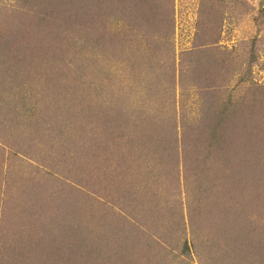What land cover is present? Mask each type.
I'll return each mask as SVG.
<instances>
[{
	"label": "rangeland",
	"instance_id": "obj_1",
	"mask_svg": "<svg viewBox=\"0 0 264 264\" xmlns=\"http://www.w3.org/2000/svg\"><path fill=\"white\" fill-rule=\"evenodd\" d=\"M157 4L162 16L151 40L140 30L115 37L126 26L111 16L101 44L69 27L59 47H44L34 30L17 36L10 53L0 51V245L16 247H6L0 264L21 263L27 242L43 249L45 231L56 234L52 246L81 235L88 260L103 257L100 264H219L217 256L264 264L257 252L264 234L243 254L227 239L240 230L232 222L242 225L241 204L264 196V0ZM221 115L236 122L219 132L239 154L212 159L203 132ZM201 170L205 183L216 170L246 190L207 198L198 190ZM197 213L209 218L201 225ZM258 215L250 233H261Z\"/></svg>",
	"mask_w": 264,
	"mask_h": 264
},
{
	"label": "trees",
	"instance_id": "obj_2",
	"mask_svg": "<svg viewBox=\"0 0 264 264\" xmlns=\"http://www.w3.org/2000/svg\"><path fill=\"white\" fill-rule=\"evenodd\" d=\"M20 3L22 4V7L19 8L18 10H16V8L15 10L3 9V8H7L6 6L0 7V37L8 29L11 30L10 33H12L13 35V36L11 35L9 41L0 42V51L5 52L6 54L7 52L10 53L11 50H13V48L11 50L10 48L13 47L15 43H17L18 40L17 36L20 37L24 36V34H26L27 31L33 32L34 30L35 33L39 34V36L41 37L44 36V40H45L44 47H49V48L59 47L63 43V41L68 38V34H66V32L70 30L69 27H71L72 29L71 31L74 32L76 30L82 31L83 34L81 35L86 36V41H87V36H89L92 39H96L98 44H101L102 40L104 39V34L106 29L105 18L108 21V18L111 16L119 17L120 19H122V21L125 23L126 26V28L118 32H114L113 35L115 37L116 35H119L122 36V38H124L125 37L124 34H127V37L130 36L132 37L133 34H136L140 30L142 31L145 40L146 39L151 40L150 35L152 34L153 37L154 34H156L159 28L158 21L161 19L162 16L161 13L159 12V5L157 4V0H19V4ZM140 11L142 12L140 13ZM138 15L141 16V19L135 18ZM154 19L157 20V24L155 27H154L155 23L153 22ZM153 29L155 30L152 31ZM211 41L212 43H208V44L214 45L217 42L212 39ZM116 44L118 49H120L121 43H116ZM142 46L145 47L144 44H142ZM196 48H198V46ZM256 104L258 103L254 101V107L258 112H260V107L257 106ZM249 107L252 108V105H248V108ZM256 113L252 111V114H255L254 118L258 120ZM219 117L221 118L213 119L212 123L209 124L208 127H206L205 124L202 125L203 127H206L203 134L206 135L207 137L208 148H209L208 155L211 158L212 157L218 158L220 155L226 157V155L229 152H231L233 155H238L239 152L228 149L231 147L230 144L226 145L225 140L231 142L232 139L225 138L223 134L219 132V128L221 127L222 123L225 128H229V127L235 128L236 122L233 121V118L227 119L225 121L224 116L221 115ZM242 125L244 124H242L241 120H239L238 125L236 127L241 128ZM212 147H215L217 151H215L213 155H210ZM259 152L262 153V149ZM259 156L261 158L262 154H260ZM256 158H258L257 154L253 156V160H255ZM193 160L195 162H199L198 156L194 157ZM206 160L207 157L204 160V162ZM190 162L192 163L193 161ZM225 166L229 168V165H225ZM220 168H223V165H221ZM236 171L237 173L235 174L233 180L235 183L242 185L244 181L240 180L239 175L243 174V172L239 170ZM204 172H205L204 170H201L199 173V176H201L200 178L201 183L198 186V190L200 191L201 194H203V196H206L207 198L215 197L216 194H219L220 197L224 200V197L221 195L224 194V192L226 193L225 194L226 196H230L229 194L230 191L235 193V195L236 194L243 195V193L245 192L244 190H246L243 188L242 191H238L233 185L230 184V182L228 183L225 182V177H224L226 176L225 174L221 175L216 170H214L213 173V180H210L209 183H205L202 180V175L204 174ZM259 174L260 175L262 174L261 170L259 171ZM175 179L176 178L173 177L171 180L173 181ZM261 189L264 190V187H261ZM260 195L261 198H259V195L256 197V201L254 202L255 205L254 203L253 205L252 204L247 205L246 202H243L241 204V209H243L244 212L238 213L239 211H237L235 214L236 215L239 214L241 216L240 223L242 225L239 226L240 227L239 228L238 221H236V223L232 222V226H235V228H238L240 230H237L238 232H236L235 237H230V235H228L227 237V239H229L234 246L238 244L237 249L243 248L240 252L242 254H243V250L244 253L247 250H252L253 245L257 243L256 240L249 241V239L251 238L254 239L255 237L258 238V235L261 236L264 234V208H263L264 196L262 194ZM225 200L227 201L226 198ZM240 200L243 201L244 198H241ZM229 204L233 205V203H229ZM258 206H260L261 208H257ZM251 212H254L252 213L253 215L251 214L252 217H250L251 215L249 214ZM255 213H258L259 215L257 216V222L254 225V227L258 229L262 224L260 231L261 233L258 234L250 233V230H248V226ZM222 217L223 214L217 216L215 220L220 221ZM224 217L226 219H229V217L225 215ZM193 218H195V220L202 225L204 221H206V219L209 218V216L208 214L200 215L197 213L194 214ZM192 226L196 228V223H194ZM45 232L47 237L43 236V238L46 239H43L41 244L44 246L43 249L44 248L50 249L52 244H55V242H53L50 245L52 241L49 242L48 237H52V238L56 237V234L53 233L50 234V231H45ZM137 232L140 235L143 236L145 235L144 232H140V231ZM215 234L216 232L214 228V236ZM219 236L221 237L222 235ZM220 237L219 238L217 237L215 239L219 240ZM66 241L67 242H61L60 245H62V247L55 245L52 246L54 247L52 252H44L43 249L39 251L38 250L33 251V247L35 246V244H33V242H27L23 244V247H21L22 258H18L17 260L21 262L19 264H100V262H102L100 261L99 263H95L96 261L100 260V258H103V257L99 258L98 256L95 257V259L88 260V253H87L88 250L86 249L85 245L82 244L83 238L81 237V235L73 237L72 239L70 236H66ZM3 242H6V240H3ZM147 242L149 243L150 241ZM184 242L185 243L183 244L182 252L184 255H187L190 252V245L187 239H185ZM65 243H67V247H63V244ZM6 247L7 250L11 251L12 247L10 242H6L0 245V255H2V258H0V262L5 260L4 255H5ZM15 248L16 247L12 248V251H15ZM92 252L91 255L96 256L95 253ZM257 252L259 254L262 253V255H264V246L260 247L259 251ZM254 255L255 253L252 256L253 258ZM247 258H249L248 254H247ZM237 259L238 257H235L233 260L230 261V259H225L222 258L221 256L219 257L217 256V260L219 264H243V262H246V264H252L249 261L247 262L245 258H243L245 261H243V259H239V261H237ZM33 260H35L36 262H33ZM135 264H144V263L141 261Z\"/></svg>",
	"mask_w": 264,
	"mask_h": 264
}]
</instances>
